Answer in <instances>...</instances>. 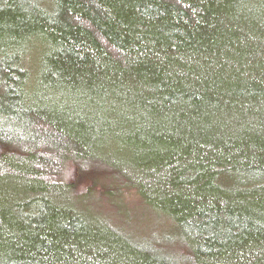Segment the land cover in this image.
I'll list each match as a JSON object with an SVG mask.
<instances>
[{
    "label": "trees",
    "instance_id": "trees-1",
    "mask_svg": "<svg viewBox=\"0 0 264 264\" xmlns=\"http://www.w3.org/2000/svg\"><path fill=\"white\" fill-rule=\"evenodd\" d=\"M0 264H264V0H0Z\"/></svg>",
    "mask_w": 264,
    "mask_h": 264
}]
</instances>
